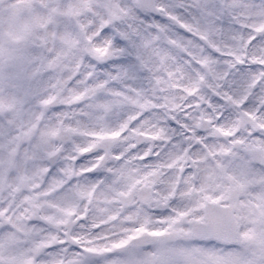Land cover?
Returning a JSON list of instances; mask_svg holds the SVG:
<instances>
[{
	"label": "snow or ice",
	"instance_id": "6c2138e0",
	"mask_svg": "<svg viewBox=\"0 0 264 264\" xmlns=\"http://www.w3.org/2000/svg\"><path fill=\"white\" fill-rule=\"evenodd\" d=\"M0 264H264V0H0Z\"/></svg>",
	"mask_w": 264,
	"mask_h": 264
}]
</instances>
